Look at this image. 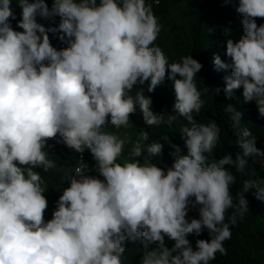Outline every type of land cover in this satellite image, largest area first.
<instances>
[{
	"label": "clouds",
	"instance_id": "1",
	"mask_svg": "<svg viewBox=\"0 0 264 264\" xmlns=\"http://www.w3.org/2000/svg\"><path fill=\"white\" fill-rule=\"evenodd\" d=\"M18 7L22 31L11 24L12 0H0V264H122L125 242L137 240L144 249L140 264H209L217 252L226 254L230 225L249 210L245 193L255 189L256 199L264 200V187L245 180L234 204L235 177L226 166L243 172L250 158L264 163V151L244 128L235 159H209L220 128L193 117L204 103L194 83L203 65L192 56L169 63L153 46L161 29L146 0H53L51 8L45 0H19ZM236 11L243 35L226 42L231 63L218 55L213 63L217 71L231 69L226 98L242 88L244 101H254L264 117V24L256 22L264 18V0H239ZM38 16L53 23L59 17V23L45 27ZM49 33L66 46L54 47ZM166 78L173 82L176 115L154 113L143 91L130 95L146 82L154 92ZM137 105L147 126L171 127L177 116L191 125L180 130L186 155L162 137L174 149L166 171L136 159L145 151L146 161L161 155V143H145L147 132L120 163L126 138L104 131L109 122L127 127ZM225 111L239 127L242 112L232 104ZM54 139L76 153L89 151L104 179L83 166L74 174L65 170L62 182L70 184L45 221L47 188L34 169L56 167L44 151ZM197 207L199 218L186 219ZM204 230L210 239H197L194 250L187 237ZM165 237L174 241L171 248Z\"/></svg>",
	"mask_w": 264,
	"mask_h": 264
},
{
	"label": "trees",
	"instance_id": "2",
	"mask_svg": "<svg viewBox=\"0 0 264 264\" xmlns=\"http://www.w3.org/2000/svg\"><path fill=\"white\" fill-rule=\"evenodd\" d=\"M49 8L53 0H45ZM99 2V0H97ZM150 4L154 15L157 17L160 25V32L153 46L162 49L169 63L180 62L182 57L192 56L202 65V69L194 78V83L198 91L201 92V99L204 101L200 112L193 113L197 123L207 124L212 121L217 123L220 128L219 138L210 160H219L227 154H231L233 159L241 151L237 144L238 137L242 129L247 128L251 135L256 138L257 147L264 151V117H260L257 106L254 101L245 102L242 95V88L234 90L231 99L226 98L223 88L225 86L224 77L231 74V69L217 71L214 66V57L219 56L222 61L231 63L226 56V42L228 39L237 41L243 35L242 15L236 11L239 0H231L225 3V0H146ZM19 0H12V8L16 15V20H12V27L17 31V21L21 19V9L18 7ZM37 22L45 27L56 26L59 23V17L55 23L37 17ZM257 24H264V18H257ZM50 41L57 49L64 47L57 38L49 33ZM179 78V77H177ZM216 88L221 92L216 93ZM148 84L136 85L131 90L133 97L139 91H143L145 96L152 100V110L154 113H163L165 115H176L173 106L176 102L173 82L168 80L159 85L154 92L147 91ZM232 104L237 111L242 112L241 123L239 127H233L231 114L225 111V107ZM110 121V117H109ZM184 126H191L188 121L181 116L172 123L171 127L167 124L147 126L137 105L136 113L132 114L127 127L121 126L117 129L110 122L106 124L104 131L115 134L121 138H126V144L122 156L118 162L123 163L128 159V154L132 145L137 141L141 132H147L149 139L145 143L158 142L163 145L161 155L145 160L146 151L142 157L136 159L141 163H154L158 167L167 170L174 162V157L170 155L174 149L162 137L167 136L171 144L178 145L181 154H187L184 140L180 130ZM59 139V137H57ZM48 158L53 160L56 167L47 172L43 168H35L34 171L41 175L47 191L44 193L48 208L45 212V221L52 218V213L56 208V202L63 189L69 186L68 180L62 182L61 177L65 170H70L73 174L80 165V153L67 148L57 140L48 141L44 148ZM83 162L89 166L90 175L103 180L104 178L95 171L96 161L91 153L85 150ZM235 177V184L230 186V192L233 195L234 204L237 202L236 193L242 189L245 180H252L264 187V163L250 158L243 172H238L231 166H226ZM255 189H250L245 193L248 200V211L243 217L237 216L235 225H230L232 233L231 238L223 242L226 254L216 253L215 259L209 261V264H264V200H258L255 197ZM194 199V198H191ZM234 209H229L225 213V222H228ZM199 218L198 207L189 210L186 219ZM195 250L197 239H210L207 230L197 237L189 235L187 237ZM165 244L171 248L174 241L165 237ZM125 252L121 255L122 264H140L143 256V244L140 240L135 242H125ZM156 247L150 244L149 248Z\"/></svg>",
	"mask_w": 264,
	"mask_h": 264
},
{
	"label": "built area",
	"instance_id": "3",
	"mask_svg": "<svg viewBox=\"0 0 264 264\" xmlns=\"http://www.w3.org/2000/svg\"><path fill=\"white\" fill-rule=\"evenodd\" d=\"M83 159H84V154H81L80 155V165H78V167H81L83 166V170L85 171L86 174H90V170H89V166L86 165V163L83 162ZM68 183L70 184V181H68Z\"/></svg>",
	"mask_w": 264,
	"mask_h": 264
},
{
	"label": "rangeland",
	"instance_id": "4",
	"mask_svg": "<svg viewBox=\"0 0 264 264\" xmlns=\"http://www.w3.org/2000/svg\"><path fill=\"white\" fill-rule=\"evenodd\" d=\"M190 210H193V208H190Z\"/></svg>",
	"mask_w": 264,
	"mask_h": 264
}]
</instances>
